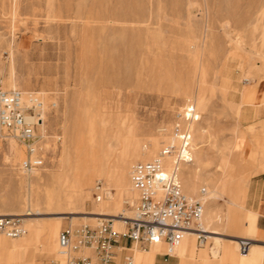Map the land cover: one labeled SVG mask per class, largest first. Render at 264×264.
<instances>
[{
	"label": "rangeland",
	"instance_id": "obj_1",
	"mask_svg": "<svg viewBox=\"0 0 264 264\" xmlns=\"http://www.w3.org/2000/svg\"><path fill=\"white\" fill-rule=\"evenodd\" d=\"M0 77L8 88L38 92L46 109L42 167L26 169L25 147L16 141L12 150L0 132V214L39 208L33 223L58 227L56 245L42 234L25 255L22 247L0 248V264H66L60 231L98 221L60 214L106 210L114 201L130 211L133 165L157 156L189 101L200 118L193 161L181 169L185 191L214 194L205 205L210 230L264 244L249 212L262 203L252 180L264 177V0H0ZM117 172L120 187L108 179ZM97 180L111 199H95ZM200 246L174 256L182 264H241L228 240L218 256ZM204 249L208 258L200 257ZM255 264H264V252Z\"/></svg>",
	"mask_w": 264,
	"mask_h": 264
},
{
	"label": "built area",
	"instance_id": "obj_2",
	"mask_svg": "<svg viewBox=\"0 0 264 264\" xmlns=\"http://www.w3.org/2000/svg\"><path fill=\"white\" fill-rule=\"evenodd\" d=\"M49 107L57 108V100H52ZM43 110L45 100L38 92L25 95L19 88L6 87L0 77V132L4 138L13 137L25 146L27 156L22 164L28 170L42 167L46 160L41 145ZM198 119L195 104L187 102L175 113L169 139L157 156L133 165L130 179L135 196L132 202L126 201L132 215L124 218V230H115L111 218H101L96 226L83 224L60 231L58 243L67 264H136L137 250H149L161 242L168 248L165 256H174L187 231L197 233L199 245L206 242L202 219L207 189L202 187L198 194H190L185 191L181 177L183 164L194 158L193 130ZM170 159L173 164L168 170ZM111 191L102 180L96 181V200L110 197ZM26 231L21 215H0L1 234L16 239ZM123 239L128 240V245L122 244ZM250 245V239L240 240L243 252H248Z\"/></svg>",
	"mask_w": 264,
	"mask_h": 264
},
{
	"label": "bare ground",
	"instance_id": "obj_3",
	"mask_svg": "<svg viewBox=\"0 0 264 264\" xmlns=\"http://www.w3.org/2000/svg\"><path fill=\"white\" fill-rule=\"evenodd\" d=\"M4 81V80H3ZM5 84V83H4ZM7 87V86H6ZM29 92H25L24 91V94L27 95ZM46 111L43 110L42 111V115L44 117ZM200 118V117H199ZM43 126V125H42ZM43 129V128H42ZM202 134L205 133V130H202L201 131ZM10 138V142H11V148L12 150L16 149V139L13 138V137H8ZM13 138V139H12ZM12 139V140H11ZM24 146V145H23ZM25 147V146H24ZM202 147L203 145L202 144H199L197 145V150H198V154L201 155V159H200V162H204V156H202ZM8 160V159H7ZM170 165H168L167 169L171 170L172 168V164H173V160L170 159ZM96 169V168H94ZM117 168H115L116 170ZM132 170V169H131ZM125 171V170H124ZM200 171V169L197 167L195 168V170H191L189 173L191 174L187 183H186V187L188 189H192L193 186H194V181H193V177L192 175L195 174V173H198ZM86 175V174H85ZM130 175H131V171H130ZM29 178V176H28ZM84 178V177H83ZM109 181L111 183H113L115 186L117 187H120L122 184H123V173L122 172H117V173H113L109 176ZM29 181V180H27ZM130 183H131V179H130ZM78 186V185H77ZM76 186V188H77ZM81 188V187H80ZM238 190V189H237ZM77 191V190H76ZM81 191V190H79ZM130 191L132 192L133 194V198L135 196V193L133 192L132 190V187L130 186ZM239 192V191H237ZM120 195V194H119ZM111 196L112 194H110V197L106 198V199H102L100 201H103V200H109L111 199ZM29 197V196H28ZM71 197V196H70ZM69 198V197H68ZM214 198V194L211 193L209 194V191L205 193L203 199H204V202H205V205L208 204V202L210 200H212ZM72 198H70L71 200ZM72 202V201H71ZM132 202V200H131ZM123 203H125V199L123 200ZM236 205H238L236 203V201L234 202ZM108 208L106 210H98V211H93V212H77V211H73V212H63L62 214H60V216H58V218H67V217H70L71 219H75L76 217H74L73 215L74 214H78V213H81L82 216L81 217H86V215L88 214H92L94 215L93 217L92 216H87L89 218H85V219H90V220H97L99 221L101 218H111L112 220V226L113 228H119V229H115V230H119V231H122L124 230L125 228V223H124V218H128V217H131L132 215V209L129 211L126 207L123 206V208L119 211V208H120V204L119 202L117 201H114L113 203L109 204L107 206ZM254 212V211H253ZM42 213V211L39 209V208H36V209H33L31 207L28 208V210L24 213H7V214H0V215H21L23 218H24V223H25V227H26V234L20 238H16L15 240H17L18 242H7V240H5L4 238H1L2 240H4L7 245L10 247L7 248V249H10L12 251H19L20 247L24 248V255L26 254V248L27 246H30L32 244H34L35 242H41L42 240V234H45L47 239V246L49 245H56V243L53 242V237L55 234H57V231H58V227L57 226H53L52 224L51 225H45L43 227H39V225H36L33 223V219H37L38 217L37 216H33V215H40ZM68 214H72L71 216H68ZM84 219V218H82ZM208 222H210V217L209 215L207 214L206 210L204 212V215H203V219H202V227H203V231L205 232V235L207 237V240L206 242L201 245L200 247H204V245L207 244L208 240L210 239V237H212V235L214 233L216 234H220L219 232L217 233V231H211L209 229V227L207 226L208 225ZM92 223V222H90ZM27 224V225H26ZM93 224V223H92ZM247 225L249 226V223L247 222ZM259 232V231H258ZM193 235L197 241V233L195 231H187L182 240L183 243L186 242L187 240V235ZM220 238V237H219ZM219 238H217L219 240ZM13 239V238H12ZM232 239L234 240H238L239 242V247H240V240L241 239H250L251 241V245H253V249H255V244L254 242H252V240L254 241V238L253 237H243V236H237V237H232ZM213 241V240H212ZM217 242V241H216ZM215 242V243H216ZM220 242V241H218ZM161 243H164V242H161ZM181 243V242H180ZM214 243V242H213ZM59 244V243H58ZM160 244V243H158ZM197 244H198V241H197ZM218 244V243H217ZM180 245V244H179ZM199 245V244H198ZM219 245V244H218ZM251 245H250V248H251ZM258 245V244H257ZM261 245V244H260ZM155 245H153L152 247H154ZM213 246V245H212ZM60 247V246H59ZM151 247V248H152ZM218 247V246H217ZM180 248V247H178ZM213 248V247H212ZM168 249V248H167ZM215 249V248H214ZM151 249L149 250H137L136 253H135V260H136V264H138V261H137V258H138V254L143 251V252H146V251H150ZM212 250V249H211ZM21 251V250H20ZM176 251V250H175ZM174 251V252H175ZM182 251V250H181ZM214 251V250H213ZM219 251V250H218ZM217 251V252H218ZM60 252H61V248H60ZM258 252V251H257ZM250 253V249L248 252H243L241 249H240V255L242 257H247ZM62 255H64L62 252H61ZM217 254V253H216ZM256 254V253H255ZM263 256V255H262ZM66 264H67V261H66Z\"/></svg>",
	"mask_w": 264,
	"mask_h": 264
},
{
	"label": "crops",
	"instance_id": "obj_4",
	"mask_svg": "<svg viewBox=\"0 0 264 264\" xmlns=\"http://www.w3.org/2000/svg\"><path fill=\"white\" fill-rule=\"evenodd\" d=\"M254 177H256V176H254ZM255 185H256V190L255 191H256L257 194H259V196L257 195L258 199H260V201L262 203L258 204V208L256 209L257 210L256 212H253L251 210H249V212L254 213V215H255L254 219L252 220L253 229L255 230V232L259 231V232H261V234L264 235V177L262 179H253L251 186H255ZM259 185H261V187H262L261 191H259V189H258ZM211 231L213 232L214 230H211ZM215 231H217V230H215ZM217 233H218V231H217ZM237 236H244V235H241V234H239V235H230V236L225 238V237L222 236L221 233L219 235L214 233L212 235V237H210L211 240L209 239L207 244L204 245V247L209 246L210 249H212L211 251L214 253V255L218 256V255H220L221 242L224 239L234 243L237 247H239L238 240L232 239V237H237ZM217 238H219V240ZM257 240H258V238H254V241L252 240V242H254V244H255V249H253V247H252L253 245H251L250 253H249V255L247 257H242L240 255V247H239V256H240L241 264H255L260 258H262V255H263V252H264V244L260 245V243L256 242ZM218 241H220V242H218ZM128 243L129 242H128L127 239H123L122 240V244H127L128 245ZM195 243H196L195 237L193 235H191V234L187 235L186 242L183 243V241H181L180 245L178 246L180 248L177 247L176 251L174 252V254L178 253V254H180L182 256H185V255L188 256L189 254L193 255V249L195 247ZM9 247H10V245L8 246L7 243L0 238L1 251H7L10 254H14L13 252H17V251H12L10 249H7ZM154 247H155L154 248L155 250H152L151 252L150 251H146V252H144V254H140V256H138V258H137L138 264H182V262H181V260H180V258L178 256L166 257L164 253H160L161 250H164L165 247H167V245L165 243L157 244ZM252 251H253V255H251ZM208 256H209V253H208L207 249H204L202 251V253L200 254V257H202V258H208Z\"/></svg>",
	"mask_w": 264,
	"mask_h": 264
}]
</instances>
